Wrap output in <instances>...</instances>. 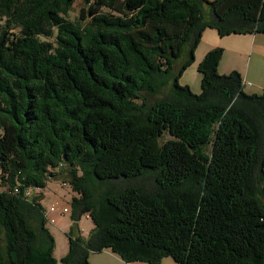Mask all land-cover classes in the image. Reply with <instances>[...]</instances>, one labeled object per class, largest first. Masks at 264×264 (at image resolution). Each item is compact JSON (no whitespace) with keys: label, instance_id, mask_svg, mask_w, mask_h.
<instances>
[{"label":"trees","instance_id":"obj_1","mask_svg":"<svg viewBox=\"0 0 264 264\" xmlns=\"http://www.w3.org/2000/svg\"><path fill=\"white\" fill-rule=\"evenodd\" d=\"M206 29L264 34V0H0V264H56L25 192L60 173L63 264H264V88L218 74V48L199 94L179 85Z\"/></svg>","mask_w":264,"mask_h":264},{"label":"rangeland","instance_id":"obj_2","mask_svg":"<svg viewBox=\"0 0 264 264\" xmlns=\"http://www.w3.org/2000/svg\"><path fill=\"white\" fill-rule=\"evenodd\" d=\"M208 1H212V0H208ZM82 8L84 7L81 5V2L77 1L74 4L71 12L69 13V16H68L69 19L75 20L78 17ZM204 9L207 11L206 6H204ZM208 34H212L213 36H215L216 38L215 40H227V38H233V37H219L215 30L206 29L203 35L204 36L203 40H206V37ZM202 44L203 43L200 44V47L202 46ZM238 50L240 51L241 48H238ZM198 52L199 50L196 49L197 57L199 55ZM184 60H185V53L182 54V56L178 60L175 61L174 63L175 71L179 69V66ZM246 60L247 59L245 57L236 58V61H237L235 63L236 67L245 68ZM201 61L202 60H199L197 58L188 68L185 69V71L182 73L181 77L178 80L179 85L188 86L189 90L193 94H199L201 91V74L197 71V66ZM218 74L220 73L218 72ZM261 79H263L262 76H261ZM167 91H168V87L164 88L162 92L166 93ZM246 91L249 94L261 93V90L258 92H251L250 90H246ZM168 138L169 137L167 135H164L161 138V140L164 141ZM60 174L58 177L54 178V180L49 181L46 184L45 188H43L42 190L31 191V195L38 194V193H41L43 195V197L39 201V204L42 207L45 213V216L48 217V220L46 221V224H45V228L48 230V232L51 234L54 240V249H53L52 256L54 257V259H56V264H63L61 262V258H63L68 252V240L66 237V233L68 232L70 228L71 217L73 214L71 201L73 198L77 197V194L71 191V188L69 185H67V183L63 185V182H65L66 180L65 178H67V174L66 173L64 174L62 173L61 175ZM0 190H3V189L0 187ZM54 204H57V211L51 213L49 212V208ZM63 208H67L68 212L65 214L61 213L60 210ZM51 219L53 220L52 223L49 221ZM78 227L82 233V236L86 238L93 230L94 225L90 217L87 214H82L78 221ZM100 256L102 255L99 253L91 254L90 256L91 262H93L95 258L100 257Z\"/></svg>","mask_w":264,"mask_h":264},{"label":"crops","instance_id":"obj_3","mask_svg":"<svg viewBox=\"0 0 264 264\" xmlns=\"http://www.w3.org/2000/svg\"><path fill=\"white\" fill-rule=\"evenodd\" d=\"M204 33L205 31L202 33L200 42L196 47L199 50L198 57L196 49L194 51V61L197 58L202 60L204 55L212 49L221 48L222 57L219 61L217 71L222 75H226L235 70L242 77L244 92L247 93L246 90H250L251 92L261 90L262 92L264 88V34L229 35L225 37L233 38H227V40H215V36L208 34L206 40H203ZM201 43L203 44L200 47ZM238 48H241V50L239 51ZM239 57H245L247 59L245 61V68L236 67V58ZM261 76L263 79H261ZM99 254L102 256L95 258L93 262H91L89 257V264H127L108 251H102ZM160 264L176 263L168 257L164 258Z\"/></svg>","mask_w":264,"mask_h":264},{"label":"built area","instance_id":"obj_4","mask_svg":"<svg viewBox=\"0 0 264 264\" xmlns=\"http://www.w3.org/2000/svg\"><path fill=\"white\" fill-rule=\"evenodd\" d=\"M36 190H38V189H36ZM30 194H31V191H30V190H27V191L25 192V196H28V195H30ZM55 211H57V204H54V205H52V206L49 208V212L53 213V212H55ZM60 211H61V213L65 214V213L68 212V209H67V208H63V209H61ZM47 220H48V217H47ZM49 221H50L51 223L53 222L52 219L49 220Z\"/></svg>","mask_w":264,"mask_h":264}]
</instances>
